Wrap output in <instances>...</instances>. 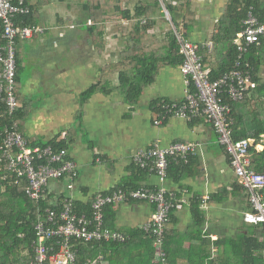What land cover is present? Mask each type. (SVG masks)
Instances as JSON below:
<instances>
[{"label": "crops", "instance_id": "crops-1", "mask_svg": "<svg viewBox=\"0 0 264 264\" xmlns=\"http://www.w3.org/2000/svg\"><path fill=\"white\" fill-rule=\"evenodd\" d=\"M207 1L213 11L219 12L228 0ZM29 4L39 5V20L47 28L39 35L22 38L23 45L19 49L20 72H29L25 81L19 79L20 94L27 108L26 97L30 93L41 94L40 101L43 103L37 108L40 115L46 113L47 116L59 117L69 111V116L75 120H67L66 127L53 130L22 124L29 143L38 145L50 140L63 142L68 156L78 164L79 174L72 193L66 189L65 180L49 183L48 194L52 195L54 202L64 192L65 195L73 194L76 202L88 204L90 209L92 198L97 192L111 190L128 174L134 176V180L142 187L164 185L169 191L175 192L176 198L178 195L174 207L176 224L173 226L178 231V237L172 241L170 264H187L185 259L191 245L189 234L194 222V199L200 200L198 208L206 213L204 230H211L212 241L220 234H232L234 229L242 226L245 223L242 214L247 206L242 194H231L223 203L209 202L219 188L238 180L227 153L217 142L214 130L203 119L189 122L170 117L159 126L153 124L154 103L158 99L181 100L184 97V77L179 66L161 69L157 79L147 85L132 107L124 101V95L117 91L108 95L97 92L86 103H81L80 94L97 81L99 68L107 62L108 53L114 49V31L111 30L114 23L107 24L108 45L102 50L103 54H107L104 59L93 44L89 31L79 23L80 15L76 8L60 10L57 2L52 0H28ZM202 6L206 10L207 6ZM60 17L65 18L66 22H61ZM201 21V28L194 31L191 39L213 44L211 36L214 25L211 30V24H205L202 16ZM86 24L89 25L90 21ZM205 66L209 71L212 68V64ZM63 109L64 113H60ZM155 140L163 145L195 142L199 143L200 150L189 156L182 165H177L176 160L172 161L166 180L161 184L153 172L136 169L132 160V154L137 149ZM263 147L257 145L259 150ZM153 210L154 206L147 201L108 206L105 208V224L128 233L141 228ZM211 251L214 252L212 246Z\"/></svg>", "mask_w": 264, "mask_h": 264}, {"label": "trees", "instance_id": "trees-1", "mask_svg": "<svg viewBox=\"0 0 264 264\" xmlns=\"http://www.w3.org/2000/svg\"><path fill=\"white\" fill-rule=\"evenodd\" d=\"M191 1L78 0L75 2L76 10L80 15L79 23L89 31L100 55H105L102 50L108 45L107 24L117 23V29L112 37L114 41L116 40L117 47L114 46V49L108 55L106 54L107 62L99 68L97 81L80 94L81 103H86L97 92L108 95L117 91L124 95V101L132 107L144 93L147 85L157 79L161 69L180 66L183 63V55L179 51L176 32L181 39L192 40L191 35L201 28L199 9H194ZM26 3L28 5V0ZM66 6L68 10L75 9L73 2L67 3ZM250 6L254 8L255 15L264 21V0H228L221 8L220 17L214 24L211 36L212 52L207 51L206 48L199 49L203 63L212 64L210 71L205 66L211 80L220 77L233 65L237 55L234 38L241 31L242 22ZM28 7L27 14L16 17V24L41 28V31L33 32L31 37H34L45 32L47 27L39 20V5L29 4ZM164 9L168 12L170 19L166 18ZM60 21L65 23L66 19L60 17ZM87 21H90L89 25L86 24ZM2 31L0 20V46L4 43ZM21 45H23V39L18 36L15 48L17 62L15 94L19 106L14 116L9 118L4 98L0 95V133L7 123L16 121L24 135L20 120L24 118L28 108L18 88ZM213 58L217 59L213 62ZM246 60L252 67L256 87L243 100L230 102L229 117L233 120L231 138L253 140L254 143L249 148L251 167L257 172L264 173V147L261 150L257 149L259 144L264 146V77H262L264 38L259 46H253L250 49ZM202 119L197 117L191 122ZM30 144L41 147L50 144L56 149L66 148L63 142L55 140L41 142L38 145ZM228 158L230 163L229 155ZM183 163L182 160L177 161V165ZM134 167L140 169L136 165ZM16 179L17 175L7 170V164L0 152V264H34L32 241L36 236L35 224L43 208L58 209L60 207L62 194L60 199L54 202L47 190L44 198L35 202L25 193L24 185H15ZM140 187H142L141 184L134 180V176L128 174L107 192L115 189L133 190ZM260 191L264 195V188ZM234 193L242 194L244 200L246 198L247 206L244 212L250 210L248 194L238 180L230 183L229 186H222L208 199L209 202L223 203L229 195ZM177 198H174L175 203L178 201ZM192 203L194 222L189 234L191 245L185 259L187 264H264V223H244L234 229L232 234H220L212 241L211 230H204L207 217L205 211L198 208L200 200L196 198ZM88 206L75 201V210L78 213L85 210L88 212ZM174 216V208H172L163 235L162 246L166 252L168 264H170L172 241L178 237V231L173 227L176 224ZM126 234L129 235V239L122 243L74 241L78 259L82 261L102 254L105 256L106 264H162L155 261L156 248L153 238L142 228L132 229ZM211 246L214 252L211 251Z\"/></svg>", "mask_w": 264, "mask_h": 264}, {"label": "built area", "instance_id": "built-area-1", "mask_svg": "<svg viewBox=\"0 0 264 264\" xmlns=\"http://www.w3.org/2000/svg\"><path fill=\"white\" fill-rule=\"evenodd\" d=\"M165 10V9H164ZM29 12L26 0H0V20L2 39L0 46V95L4 98L9 118L14 116L19 106L15 94L16 39L29 38L39 27L18 26L16 17ZM166 18L170 19L165 10ZM242 29L236 34V58L231 68L216 79H210L205 68L200 48L213 50L212 43L184 40L176 32L179 51L183 63L179 66L184 77V97L181 100L161 98L154 105L153 124L161 125L170 117H178L191 122L202 117L214 130L217 142L230 156V165L242 188L248 194L250 210L243 213L245 223H264V173L251 167L250 146L252 139L234 140L231 138L233 120L229 117L230 102H238L255 89L252 67L246 57L253 46H259L264 38V21H261L250 6ZM199 143L173 142L163 145L155 140L132 154V160L141 169L153 172L159 182L164 183L172 161L187 162L189 156L197 154ZM0 152L7 164V170L16 174L15 185H24L25 193L35 202L44 198L49 183L65 180L66 189L73 192L78 178V164L68 156L66 148L52 145L32 146L19 130L16 121L7 123L0 133ZM24 181V183H22ZM175 192L164 185L143 186L133 190L115 189L110 192H97L90 203L88 212L75 210L73 194L65 195L59 208L45 207L35 224V239L32 241L34 264H106L105 256L98 254L82 261L74 241L117 242L129 239V235L105 226L104 209L107 206L128 201H147L154 206L150 217L142 224V230L154 240L155 261L168 264L163 249V235L174 208ZM44 214V215H43Z\"/></svg>", "mask_w": 264, "mask_h": 264}, {"label": "rangeland", "instance_id": "rangeland-1", "mask_svg": "<svg viewBox=\"0 0 264 264\" xmlns=\"http://www.w3.org/2000/svg\"><path fill=\"white\" fill-rule=\"evenodd\" d=\"M52 1H56L57 4H58V8L60 10H63L65 8H67V3H71L72 0H52ZM109 2L112 1V0H108ZM75 2L76 0L73 2V7L77 8L76 5H75ZM201 2H203L202 5H205L206 7V10H204V7L201 5ZM207 0H192L191 3H192V7L194 9H200L202 7V10L200 9V12H199V18L201 20V16H202V19H203V22H205V24L207 23L211 30L213 28V22L215 21V19L218 18V16L220 15V11L219 12H215V10L213 11V9H211V7H209V4H207ZM52 6V5H51ZM54 7V5H53ZM214 12V13H213ZM73 14V12H71ZM212 13V15H211ZM211 15V21L209 22V19H210V16ZM208 20V22H207ZM202 22V21H201ZM169 27H172V26H169ZM167 27V29L169 28ZM117 29V23H114L112 24V28L111 30H113L115 32V30ZM113 45L116 46V40L114 41L113 40ZM104 59H106L105 56H103ZM105 61V60H104ZM264 69V68H263ZM28 72L29 71H21L20 73V78L22 81H25L27 79V75H28ZM262 77H264V74H262ZM19 88V86H18ZM40 96L41 94H29L26 99H27V105H28V110H27V113L26 115L24 116V118H21L20 120V123L22 124H26L27 126H29L30 124L39 128V127H42L43 130H53L54 128H62V127H66L67 123L66 121L68 120L69 122L70 121H74V118H72V116H69L70 115V112L68 111V115L67 114H63L59 117L57 116H47L46 113H42V115H40L38 113V107L41 106V104L43 103L42 101H40ZM64 109L59 111L60 113H64ZM57 115H59L57 113ZM27 122V123H26ZM52 126V127H50ZM49 128V129H48Z\"/></svg>", "mask_w": 264, "mask_h": 264}]
</instances>
